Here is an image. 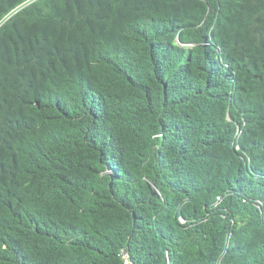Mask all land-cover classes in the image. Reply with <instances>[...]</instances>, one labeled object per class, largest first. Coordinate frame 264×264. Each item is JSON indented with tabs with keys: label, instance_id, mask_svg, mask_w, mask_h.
<instances>
[{
	"label": "trees",
	"instance_id": "obj_1",
	"mask_svg": "<svg viewBox=\"0 0 264 264\" xmlns=\"http://www.w3.org/2000/svg\"><path fill=\"white\" fill-rule=\"evenodd\" d=\"M0 264H264V0H0Z\"/></svg>",
	"mask_w": 264,
	"mask_h": 264
}]
</instances>
